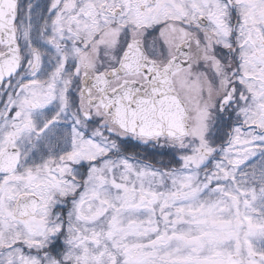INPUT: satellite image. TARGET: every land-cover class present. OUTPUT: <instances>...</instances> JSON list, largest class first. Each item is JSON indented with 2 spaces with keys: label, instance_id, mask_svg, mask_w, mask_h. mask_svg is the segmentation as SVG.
<instances>
[{
  "label": "snow or ice",
  "instance_id": "1",
  "mask_svg": "<svg viewBox=\"0 0 264 264\" xmlns=\"http://www.w3.org/2000/svg\"><path fill=\"white\" fill-rule=\"evenodd\" d=\"M0 264H264V0H0Z\"/></svg>",
  "mask_w": 264,
  "mask_h": 264
}]
</instances>
